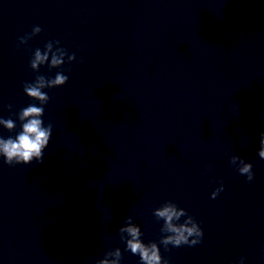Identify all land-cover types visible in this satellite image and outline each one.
<instances>
[{"label":"clouds","instance_id":"clouds-1","mask_svg":"<svg viewBox=\"0 0 264 264\" xmlns=\"http://www.w3.org/2000/svg\"><path fill=\"white\" fill-rule=\"evenodd\" d=\"M41 32L39 26H34L29 35L19 38L21 45L26 44L33 36ZM55 45V47H54ZM60 41H49L45 44L44 49L37 48L29 62L33 72H39L41 66L47 64L49 70L61 68L64 65L65 58L70 64L76 59L75 53L69 55L66 49L59 46ZM69 77L62 71L57 72L54 78H46L43 75H37L31 83H25L23 91L25 95L37 104H29L15 113L20 122L21 130L13 137L4 138L0 136V157H3L4 163L9 166L28 165L33 160L37 163L43 162L44 150L48 147L53 125L51 123L45 126L42 117L44 115V105L50 99L44 89H52L65 85ZM9 110L12 106L9 105ZM0 126L9 132L15 131L16 121L11 117L0 118ZM258 155L264 159V131L260 132V148ZM230 163L237 167L241 175H246L250 182L254 179L252 171L253 165L245 162L238 156H232ZM223 190V183L211 193L213 199ZM153 215L157 220H162L163 225L160 229L161 236L159 244L165 249L168 246L180 247L182 245L195 246L202 242L203 231L198 222L189 215L184 208L178 207L172 201L164 202L160 207L153 210ZM182 217L186 219L181 221ZM120 239L126 243L125 251H130L133 255L139 257L140 264H169V261L160 254V248L156 242L145 243L141 239L143 233L140 227L133 223V218L128 216L125 224L119 228ZM122 252L120 248L105 252L104 257L96 261V264H120ZM239 264H243V257Z\"/></svg>","mask_w":264,"mask_h":264}]
</instances>
